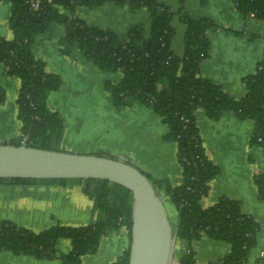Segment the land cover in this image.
<instances>
[{
  "label": "trees",
  "instance_id": "obj_1",
  "mask_svg": "<svg viewBox=\"0 0 264 264\" xmlns=\"http://www.w3.org/2000/svg\"><path fill=\"white\" fill-rule=\"evenodd\" d=\"M0 1L12 7L9 27L14 34L12 40L0 39V65L20 82L17 115L27 145L56 151L64 134L63 120L47 104L49 94L62 87V79L48 73L45 63L33 54L36 38L58 24L65 28L60 40L64 54L77 49L99 71L121 74L118 83L107 81L105 84L116 110L141 104L169 127V133L162 140L178 146L183 184L175 187L167 179L145 174L152 185L170 199L179 214L175 229L178 245L185 249L178 253L180 264H197L193 244L203 235L231 247L228 256L209 264H245L258 245L260 224L254 217L244 214L238 201L223 198L214 206L203 208L202 200L208 195L219 170L206 155L196 112L202 109L214 121L220 120L225 112L234 113L240 120H252L255 125L251 146L264 150V60L258 64L256 73L244 80L246 96L236 100L225 94L219 85L201 77V65L210 57L208 33L216 28L208 17L193 18L180 11L187 26L185 52L180 56L172 51L175 13L160 0H39V10L33 8V0ZM184 1L180 0L181 4ZM233 2L244 19L264 21V0ZM107 4H128L133 11L146 9L151 16L149 34L143 25H137L125 35H118L61 12L63 9L73 14L78 6L96 8ZM4 101L5 94L0 90V104ZM254 182L264 201V175H257ZM35 183L82 184L85 194L99 211V217L92 225L57 224L41 232L3 221L0 223V253L81 264L82 257L98 252L104 236L128 227L131 239L133 198L126 188L101 180L0 179L2 185ZM61 240L71 242L69 254L58 250ZM129 252L130 247L115 264H129Z\"/></svg>",
  "mask_w": 264,
  "mask_h": 264
},
{
  "label": "crops",
  "instance_id": "obj_2",
  "mask_svg": "<svg viewBox=\"0 0 264 264\" xmlns=\"http://www.w3.org/2000/svg\"><path fill=\"white\" fill-rule=\"evenodd\" d=\"M174 13L175 38L172 51L185 52L186 24L180 16L183 10L193 18L208 17L216 28L208 33L211 44L210 57L201 65V77L219 85L230 97L241 100L246 96L244 80L254 75L258 64L264 60V21L244 19L233 0H160ZM65 15L84 21L87 25L109 29L125 35L132 27L143 25L146 34L151 28V16L146 9L133 11L127 5L107 4L96 8L78 6L74 13L61 9ZM12 7L0 1V39L12 40L9 27ZM65 28L54 24L50 30L36 38L33 54L45 63L50 74L62 79L60 90L49 94V109L57 113L64 123V134L56 151H74L86 155L109 154L125 157L144 173L167 179L177 187L183 184V166L178 158V146L165 142L162 137L169 127L149 108L135 104L131 108L116 110L106 91L107 81L118 83L120 73H103L87 61L79 50L62 52L60 40ZM92 89H98L93 94ZM0 90L5 94L0 104V137L18 136L17 143H26L22 123L17 115V98L20 82L0 65ZM100 98V108L106 107L110 118L100 116L87 119L75 111L95 107L94 98ZM196 123L209 161L218 168V175L210 184L207 196L202 200L204 209L214 206L220 199L238 201L244 214L254 217L260 224L258 245L251 251L245 264H264L260 252L264 249V201L260 198L254 179L264 175V150L251 146L254 131L252 120H240L234 113L225 112L218 121L210 119L199 109ZM162 195V194H161ZM164 196V195H162ZM166 204L170 219L175 216V228L179 214L169 198ZM166 203V202H165ZM0 223L11 221L19 227L41 232L57 224L83 227L94 224L99 211L85 194L82 184L59 183L0 184ZM174 225V224H173ZM130 231H119L104 236L98 252L81 258V264H115L130 247ZM58 250L63 254L72 251L69 240H61ZM197 264L216 263L228 256L231 247L225 242L203 235L193 244ZM0 264H62L60 260L41 261L30 256H18L10 252L0 253Z\"/></svg>",
  "mask_w": 264,
  "mask_h": 264
},
{
  "label": "water",
  "instance_id": "obj_3",
  "mask_svg": "<svg viewBox=\"0 0 264 264\" xmlns=\"http://www.w3.org/2000/svg\"><path fill=\"white\" fill-rule=\"evenodd\" d=\"M0 179L101 180L132 194L129 264H174L178 233L164 200L146 174L125 157L80 155L0 144Z\"/></svg>",
  "mask_w": 264,
  "mask_h": 264
},
{
  "label": "rangeland",
  "instance_id": "obj_4",
  "mask_svg": "<svg viewBox=\"0 0 264 264\" xmlns=\"http://www.w3.org/2000/svg\"><path fill=\"white\" fill-rule=\"evenodd\" d=\"M92 90H93V94H96V93L98 92V89H92ZM94 101H95L94 105H95V107H97L98 109H93V108L89 107V108H87V109H78V110L75 111V112L84 115L87 119H96V118H98V117H100V116H102V115L105 116V118H110V117H109V114L107 113V109H106V107H103V105H102V107L100 108V107L97 105V104H102L101 99L95 97V98H94ZM12 140L14 141L13 143H17V141H18V136H16V135H11V136H9L8 138H1V137H0V144H1V143H2V144H11V143H12ZM59 144H60V142H59ZM53 145L56 146L55 143H54ZM54 146H53V147H54ZM65 152L75 153L74 151H65ZM75 154H79V153H75ZM80 155H86V154L81 153ZM107 155H109V154H107ZM109 156H112V155H109ZM113 157H114V156H113ZM115 157H118V156H115ZM127 160H128V159H127ZM163 198H164L166 204H168V207H169V201H168L167 197L164 196ZM0 216H1V213H0ZM171 216H172L173 224H174V227H175V223H176V221H175L174 213H173L172 211H171ZM178 248H179V247H178ZM178 251H179V249H178Z\"/></svg>",
  "mask_w": 264,
  "mask_h": 264
},
{
  "label": "built area",
  "instance_id": "obj_5",
  "mask_svg": "<svg viewBox=\"0 0 264 264\" xmlns=\"http://www.w3.org/2000/svg\"><path fill=\"white\" fill-rule=\"evenodd\" d=\"M49 2H51V0ZM31 4H32V6H33V8L35 10H39L40 9L41 2L39 0H33ZM178 249H179V251L180 250H185L184 248L181 249V247H179ZM179 251H178V253H179ZM178 253H177L176 261L174 262V264H180V262L178 260ZM260 258L262 260H264V249L261 250V252H260Z\"/></svg>",
  "mask_w": 264,
  "mask_h": 264
}]
</instances>
